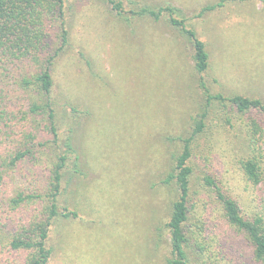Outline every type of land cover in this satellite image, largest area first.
Returning a JSON list of instances; mask_svg holds the SVG:
<instances>
[{
	"label": "rangeland",
	"instance_id": "374dc122",
	"mask_svg": "<svg viewBox=\"0 0 264 264\" xmlns=\"http://www.w3.org/2000/svg\"><path fill=\"white\" fill-rule=\"evenodd\" d=\"M116 1L123 2L127 19L110 0H69L65 7L70 35L52 66V96L61 148L71 133L76 150L67 163L61 204L78 216L54 220L48 264H167L166 222L178 191L162 181L205 111V128L193 143L198 174L210 162L245 207L251 192L261 195L244 177L240 159L252 150L264 166V113L254 110L242 121L218 102L207 107L202 83L211 94L264 103V0H229L203 15L202 7L219 0ZM145 4L182 10L207 45L206 72L198 73L192 41L165 13L155 20L130 12ZM252 117L262 130L250 125ZM32 179L28 174L15 181L27 187ZM191 203L190 224L204 228L200 240L228 233L218 202L203 186L193 185ZM25 213L3 212L0 233ZM1 254L5 264H22L20 252L5 247Z\"/></svg>",
	"mask_w": 264,
	"mask_h": 264
},
{
	"label": "trees",
	"instance_id": "16d2710c",
	"mask_svg": "<svg viewBox=\"0 0 264 264\" xmlns=\"http://www.w3.org/2000/svg\"><path fill=\"white\" fill-rule=\"evenodd\" d=\"M68 1L0 0V215L5 211L21 213L22 209L27 212L23 218L10 221V228L0 233V264H5L1 254L5 247L24 254L22 264H48L52 255L48 238L54 220L78 216L77 211L61 204L67 163L76 150L71 133L64 138L61 148L56 101L52 96L55 83L52 66L69 41L65 15ZM226 1L229 0L205 5L199 15L223 6ZM110 2L117 14L127 19L123 2ZM130 12L155 20L165 13L171 25L192 41L198 73L208 70L207 45L188 27V19L181 16L180 8L171 4H145ZM202 87L207 93V107L218 102L242 121L254 110L264 113V103L259 98L211 94L204 82ZM28 93L31 94L26 99L29 103L25 104L22 98ZM205 116L206 111L195 122L192 133L183 138V148L173 154L172 167L162 181L174 185L178 191L166 222L170 242L166 263L264 264V200L260 198L264 192L263 161L252 150L248 157L240 159L244 177L252 188L261 191L259 196L250 193L247 207L231 189L225 188L210 162H205L198 174L194 163L198 155L193 143L205 128ZM249 120L251 126L261 128L255 118ZM251 135L250 140L255 145L256 132ZM28 174L33 176L28 186L18 185L15 179L20 178L22 182ZM197 184L214 196L221 209L222 226L228 227V233L215 232L209 243L200 240L204 238V228L197 226L199 230H196L190 224L193 185ZM5 224L0 223V231ZM240 249L242 255L238 254Z\"/></svg>",
	"mask_w": 264,
	"mask_h": 264
}]
</instances>
